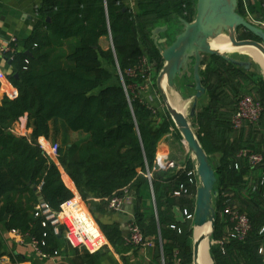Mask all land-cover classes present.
Segmentation results:
<instances>
[{
    "label": "trees",
    "instance_id": "16d2710c",
    "mask_svg": "<svg viewBox=\"0 0 264 264\" xmlns=\"http://www.w3.org/2000/svg\"><path fill=\"white\" fill-rule=\"evenodd\" d=\"M137 2L139 13L134 14L123 0H42L37 9L34 33L27 44V52L31 55L17 49L14 53L5 52L4 56L12 66L9 81L17 96L4 95L0 99V225L7 231H19L39 241L45 240L47 246L43 250L47 252L59 250L62 237L55 234L54 227L44 216H35L39 194L52 213L60 214L62 205L71 201L74 193L65 184L58 165L39 147L38 140L52 141L65 131L78 134L80 138L75 142H67L64 138L59 150L60 166L84 201L93 205L96 199L109 206L110 200L123 198L125 192L131 190H135L141 200L143 191L150 187L147 175L151 173L160 228L155 216L146 225L140 210L135 221L146 237L160 235L172 243L168 251L180 249L185 264H192L193 222H177L172 213L174 207L183 210L194 204L187 197L177 200L173 195L180 184L188 182L187 173L181 175L174 169L163 170L157 163L159 143L164 136L173 132L181 141L183 138L171 116L159 123L156 109L127 93L122 81L110 85L115 77L104 67V62L113 66L118 64L127 87L140 85L141 78L133 79L127 75L130 69L136 68L143 57L149 59L154 70L164 62L152 32L164 21L193 22V18L186 17L191 4L186 0ZM238 12L245 16L242 0ZM239 31L240 41L255 40L244 29ZM104 37L111 38L113 48L102 49L100 40ZM210 58L205 72L201 70L204 87L209 84L208 89L205 88L210 105L199 111L196 119L197 137L211 163V157L220 155L213 164L218 179L216 188L220 192L214 200L217 224L213 238H221L219 234L224 227L220 218L228 193L233 194V203L244 212L239 199L245 208H260L256 219L259 239L264 235L261 233L264 228V185L258 181L255 190L251 187L246 192L248 182L243 179L249 174V166L243 164L235 170L233 165L241 149L263 151L264 155V127L258 132L260 140L245 145L233 129L232 118L240 100L245 97L237 100L242 91L240 88L245 90L252 86L264 106V80H253L244 68L222 57ZM230 74H235L242 82L235 81L234 84L229 80ZM226 89L232 94L225 95ZM236 100L237 105L230 116V105ZM24 118H27V128L32 134L16 137L12 133L13 126ZM190 168L189 162L187 169ZM248 215L254 232V219ZM99 225L111 244L120 240L116 227ZM171 226L181 230V234L171 230ZM44 235L47 236L44 238ZM246 241H232L225 246V253L221 250L222 253L217 254L213 250L215 264H232L236 260L237 264H264L260 247L255 248L252 240ZM6 254L0 239V261Z\"/></svg>",
    "mask_w": 264,
    "mask_h": 264
},
{
    "label": "crops",
    "instance_id": "0c3cea01",
    "mask_svg": "<svg viewBox=\"0 0 264 264\" xmlns=\"http://www.w3.org/2000/svg\"><path fill=\"white\" fill-rule=\"evenodd\" d=\"M41 2L42 0H0V99L4 95L9 96L10 98H15L17 96L16 89L9 81V76L12 74V66L5 58L2 50L11 45L13 41H16L17 51L27 52V44L34 33V27L38 21L37 9ZM123 2L134 14L139 13L137 0H123ZM242 3L245 14L244 17L246 19H253L258 23L264 24V0H246L245 2L242 1ZM244 4L247 8H245ZM100 45L103 50L113 48L110 37L102 38L100 40ZM246 54L250 57V62H252L251 70L256 68L260 75L264 76V57L260 53H256L255 56L252 55L253 53L250 54L249 52H246ZM256 56L259 58L257 59ZM109 66L113 65L104 62V67L111 71ZM115 66L118 68V64ZM115 83L117 82H115V78H113L110 85ZM258 132H260V130L255 129L254 126H247L237 134L240 142L248 145L254 140H260L261 135H259ZM12 133L16 137H30L32 130L27 128V118L16 123L13 126ZM76 135L79 136L78 134ZM181 149L182 145L175 141L173 132L163 137L159 143L157 153V162L161 165L163 170L174 169L177 173L183 175L187 171L186 169L189 162L192 167L191 155L189 158L186 157V154H190L188 149H185L187 151L184 154ZM213 157L217 162L220 155L216 154ZM61 173L65 184L74 193V201L79 203V208L90 214L97 225L101 223L116 227L120 232V240L115 245L108 241V246L102 249L99 253L90 255L85 250L73 249L62 237L59 256L45 260L39 257L32 247L28 245H20L18 238L10 233V231L5 230L3 225H0V239L2 240L7 253L0 261V264H174V254L180 249L168 251L172 243L168 240H163L160 235L157 237H147L151 242V246L149 247H133L126 244V238L129 235V226L132 223L130 222V219L132 218L133 212L135 214V221L136 214L138 210H140L144 215L146 225H148L151 218L155 216L158 228H160L156 192L152 185V180L150 181V187L146 191H143L141 200L138 199L135 190L128 191L122 209L120 211H110L108 206L104 205L99 200H93V205L84 202L76 186L64 169ZM251 176L252 174L249 173L244 176L243 180L248 182ZM66 178L71 184L68 183ZM165 198L166 197L163 199L165 200ZM176 199L179 200L180 198ZM39 204H41L40 201ZM175 209L179 212L182 210L180 207L173 208L172 213L177 221L174 211ZM225 220L226 223L223 224L225 227L226 225L228 227L229 224L227 218ZM165 227L167 229L168 226ZM170 229L178 231V235L181 234V230H178L177 228L173 229L171 226Z\"/></svg>",
    "mask_w": 264,
    "mask_h": 264
},
{
    "label": "water",
    "instance_id": "95a60500",
    "mask_svg": "<svg viewBox=\"0 0 264 264\" xmlns=\"http://www.w3.org/2000/svg\"><path fill=\"white\" fill-rule=\"evenodd\" d=\"M196 17L193 22L180 20L184 26V31L177 35L175 41L167 48L165 44L169 39H159L160 34L167 33L169 27H157L152 32V39L159 46L165 66L158 78L159 94L168 112L181 134L189 152L194 156L197 162V175L201 184L197 192L195 219L193 221L194 230L201 229L207 224L211 225V238L216 230L217 211L214 206V200L220 196L216 186L218 179L214 165L201 145L197 134L194 132L187 116L175 109L167 91L161 87L164 77H167V88L174 89L176 80L188 74L190 70L194 71L195 90L197 95L193 106L192 115H195V108L198 100L201 99L207 90L201 77V66L204 56H219L224 60L250 71L252 62H242L227 56V53H219L212 47V42L229 35V41L236 50L246 49L254 50L264 57V29L250 22L238 12L240 0H196ZM49 22V20H48ZM244 29L252 34L255 40H237V32ZM28 56L31 54L26 52ZM257 59L259 58L256 56ZM194 63V66L192 65ZM39 201L45 204L43 196L40 195ZM177 221L184 223L185 219L182 214L175 209ZM134 212L130 222L134 221ZM8 218V217H6ZM193 264L195 258L193 253Z\"/></svg>",
    "mask_w": 264,
    "mask_h": 264
},
{
    "label": "built area",
    "instance_id": "2783aa9c",
    "mask_svg": "<svg viewBox=\"0 0 264 264\" xmlns=\"http://www.w3.org/2000/svg\"><path fill=\"white\" fill-rule=\"evenodd\" d=\"M242 1L245 2L246 0ZM245 8H247L246 5ZM248 20L258 27L264 29L263 23H258L249 18ZM15 42L16 41H13V43L4 48L2 52L4 54L5 52L14 53L17 49ZM118 71L121 77L122 86L128 93L129 89L133 88L143 90L148 89V85L153 76L154 69L147 57H143L136 68L130 69L127 72V75L129 77L133 79H142V83L140 85H135V87H127L119 67ZM263 113L264 106L260 100L253 96L243 97L239 102L237 112L232 118V126L234 131L239 132L246 126L256 125L262 119ZM183 144L187 148L184 141ZM38 145L44 151V153L49 156L56 165H58L60 171L63 172V168L60 166L59 162L60 145L51 144L45 138L39 139ZM191 157L192 167L190 169H186L188 182L180 184L173 193L174 197H187L194 201L192 207H187L180 212L185 221L189 222H193L195 219L197 192L201 184L200 178L197 175V162L193 155H191ZM243 164L248 165L250 169L263 167L264 155L262 153L252 152L247 149H241L236 155L233 167L235 170H239ZM158 165L161 167L160 164ZM147 177L150 181L152 180L151 173H148ZM259 184L261 186L264 185V171L259 178ZM255 189L256 187H254V190ZM127 192L128 191L125 192V196L123 198L116 197L109 201L108 208L110 211H120L122 209ZM225 196L227 200L225 201L223 215L227 218L228 224L231 228L227 232L226 237L219 242L222 245V250L224 251V253V248L227 244L231 243L232 241L245 242L253 232V224L249 215L246 212L242 211L237 204L233 203V194L227 193ZM82 200L84 201L83 198ZM78 204L79 203L77 201H74L73 198L71 201L62 205L60 214L52 213L46 203L39 204L38 207H36L35 216H44L45 220L54 227L55 234L63 237L65 242L73 249L85 250L90 255H95L106 246H108V239L106 238L99 225H97L94 219L90 216V214L80 209ZM43 226L46 227V223H43ZM62 228L64 229V231H62ZM172 228L175 229L176 227L172 226ZM10 233L18 238V242L20 245H28L32 247L36 254L42 259L46 260L52 257L59 256V250H55L53 252H47L43 250V248L47 246V242L45 240L39 241L37 239L31 238L28 234H23L19 231H11ZM261 233H264V228L262 229ZM46 236L47 235H44V238ZM126 244L133 247L151 246V242L143 234L136 221H133L129 226V235L126 238ZM262 253L263 249H260V254ZM180 256V252L176 251L174 254V264H183Z\"/></svg>",
    "mask_w": 264,
    "mask_h": 264
},
{
    "label": "rangeland",
    "instance_id": "374dc122",
    "mask_svg": "<svg viewBox=\"0 0 264 264\" xmlns=\"http://www.w3.org/2000/svg\"><path fill=\"white\" fill-rule=\"evenodd\" d=\"M186 1L191 4L189 11L187 10L188 12L186 13V17L188 19L193 18V21H194L195 17H196L197 1L196 0H186ZM164 26L169 27V31L167 33L160 34L159 39H166V38L169 39V41L165 44V48H167L175 41L176 36L181 34L184 31V26L180 23V21L178 19H176L175 21H164V22H161L158 24V27H164ZM239 35H240V31L238 30L237 40H239ZM225 36H227L229 38L228 34H226ZM227 56H229L233 59H236L238 61H242V62H250L251 61L250 57L246 54V52H242L240 50H234V51L232 50L231 52L227 53ZM210 61H211L210 56H204V61H203V64L201 66V69L203 72H205L207 65L210 63ZM164 66H165V62L162 63V65L159 69H156L153 71V76H152L151 81L148 85V87H149L148 89H146V90L137 89V88L129 89V94L132 97H139L143 102L147 103L148 105H150L151 107L156 109V119H157V121H159V123H161V121H163V119H166L168 116H170L168 109L166 107V104L164 103V101L160 97L159 89H158V78H159L160 73L163 70ZM109 68L111 69V71L113 72V75L115 76V82L121 81V77H120L118 68H116V66H109ZM246 73L255 81H260V79L264 80V76H261L256 68L252 69ZM203 79H204V77H203ZM229 80H232L234 84H235V81L242 82L240 79H237L235 74H230ZM175 83H176V85H175V88L173 90L167 88L168 95L170 98H172V97H174V94H175V96H179L182 99V101L185 103L186 110L184 111V114L187 116L188 121L190 122L194 132L197 134L199 127H198V123H197V119H196V114L199 111H201L202 109H204L210 105L209 94L207 92L201 99L198 100V104L195 108V115H192L193 106H194V102H195L194 99L197 95V92L195 90V79H194L193 69L190 70L188 72V74L184 75L183 77L178 78ZM205 87L208 89L209 84L207 83L205 85ZM240 90H242V91L238 95L237 100L244 95L245 96L250 95V96H254V97L258 98V95H257L256 91L253 90L252 86H249L245 90L240 88ZM225 91H226L225 95H231L232 94L227 89ZM237 100L235 101L236 103L234 105H230L231 106V108H229V109H231L230 114H229L230 116H231L233 110L235 109V106L237 105ZM256 125H257V127H255V129L261 130V128L264 127V117ZM174 137H175L176 142L181 143V145H182L181 151L184 154L187 150H185L186 148L183 144V141L178 139L177 136H175V135H174ZM64 138L67 139V142H75V141L79 140L80 136H77L76 134H72V133L69 134V133H66L65 131L64 132L62 131L61 137H59L57 139H52V141H50V142H51V144H59L62 147ZM259 152L261 153L263 151H259ZM190 155H192V154L191 153L188 155L186 154V157L189 158ZM211 159H212V164H215L216 161H215L214 157H211ZM263 171H264V166L258 167L255 169L249 168L248 172L250 174H252V176L248 180L247 189H245L246 192H248V190L251 187H254V185H256V183L259 181V178L261 177ZM243 192L244 191H242V193ZM244 194H245V192H244ZM246 199H248V196H246ZM238 202L243 207V210H245L246 213H248L252 216V218L254 219V224H255L254 226L256 228L255 231L253 232V234L249 237V240L246 241V243H248V241L252 240L254 245H255V248L260 247V249H263L262 254H264V239H262V237H264V235H261V238L259 237V239H257V236H256V234H259V231H260V229L258 228V224L256 223V219L260 215V208H255V207H253L251 209L245 208L241 199H239ZM225 219H226L225 216H223V213H221V218H220L221 221L220 222H221V225L224 227V228H221L222 231L219 234L221 236V238L218 240H215L213 238V236L210 238V242H211L210 254H211V257H212L214 264H215V261L213 259L212 252H213V250H215L217 252V254L221 252L222 245L219 242L225 238L227 232L231 228L229 225H228V227H227V225L225 227V225H224L226 223ZM194 231H195L194 230V224H192L191 237H190L192 256H193V251H194ZM259 236H260V234H259ZM259 253H260V251H259ZM192 260H193V258H192ZM237 261L238 260L234 261L232 264H237ZM182 262L185 264L184 259H182ZM192 264H193V261H192Z\"/></svg>",
    "mask_w": 264,
    "mask_h": 264
},
{
    "label": "bare ground",
    "instance_id": "6f19581e",
    "mask_svg": "<svg viewBox=\"0 0 264 264\" xmlns=\"http://www.w3.org/2000/svg\"><path fill=\"white\" fill-rule=\"evenodd\" d=\"M212 47L219 53H228L232 50H236L233 45L230 43L229 38L227 36H223L217 40L212 42ZM242 52H249L252 55H256L258 53L254 50H246L240 49ZM161 87L164 91H167V77H164L161 82ZM170 102L172 106L177 109L178 111L184 113L186 110L185 103L179 96H175L170 98ZM211 232V225L207 224L201 229H197L194 231V240H195V247H194V258L195 264H213V260L210 254V237L209 233ZM202 259V261H201Z\"/></svg>",
    "mask_w": 264,
    "mask_h": 264
},
{
    "label": "flooded vegetation",
    "instance_id": "af4514ba",
    "mask_svg": "<svg viewBox=\"0 0 264 264\" xmlns=\"http://www.w3.org/2000/svg\"><path fill=\"white\" fill-rule=\"evenodd\" d=\"M192 65L194 66V63H192Z\"/></svg>",
    "mask_w": 264,
    "mask_h": 264
}]
</instances>
